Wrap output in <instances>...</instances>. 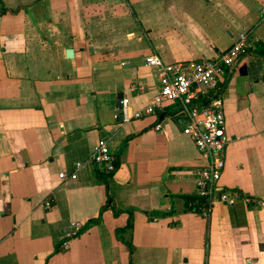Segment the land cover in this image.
Returning <instances> with one entry per match:
<instances>
[{
    "label": "crops",
    "instance_id": "1",
    "mask_svg": "<svg viewBox=\"0 0 264 264\" xmlns=\"http://www.w3.org/2000/svg\"><path fill=\"white\" fill-rule=\"evenodd\" d=\"M262 5L0 0V264H129L130 244L133 264H264V210L208 208L196 194L205 160L178 104L129 121L121 113L123 98L142 110L159 91L146 56L211 59L249 31L222 81L228 143L218 187L264 197ZM100 140L117 157L113 174L90 161ZM130 214L132 229L118 234ZM70 221L83 229L61 250Z\"/></svg>",
    "mask_w": 264,
    "mask_h": 264
},
{
    "label": "built area",
    "instance_id": "2",
    "mask_svg": "<svg viewBox=\"0 0 264 264\" xmlns=\"http://www.w3.org/2000/svg\"><path fill=\"white\" fill-rule=\"evenodd\" d=\"M260 14L264 23V5L261 6ZM249 45V31H241L224 52L211 59L164 62L159 55L150 54L145 57V62L158 69L159 91L142 110L129 111L128 98L122 99L121 113L124 121L152 114L162 109L167 102L178 104L185 117L182 131L190 137L205 160V165L196 171L194 181L196 194L207 201L208 208L215 203L233 206L240 202L245 206L264 210V197L218 187L225 167L224 151L228 143L222 100L223 76L225 70L231 68L247 52ZM130 89H135V85L132 84ZM155 127L159 129L160 125ZM89 158L99 172L113 174L118 167L117 157L110 151L105 140H100L93 146ZM81 164L77 162L76 167ZM59 177L75 178L76 172L68 175L61 171ZM49 204L50 201H47L46 205ZM82 229V222L70 221L58 248L67 249L70 241Z\"/></svg>",
    "mask_w": 264,
    "mask_h": 264
},
{
    "label": "trees",
    "instance_id": "3",
    "mask_svg": "<svg viewBox=\"0 0 264 264\" xmlns=\"http://www.w3.org/2000/svg\"><path fill=\"white\" fill-rule=\"evenodd\" d=\"M3 11H4V9H3V7H1V12H3ZM132 226H133V215L130 214L129 217H128V220H127L126 225L124 227H122V228H119L117 230V232H118V234H120V233H126V232H128V231H130L132 229ZM129 247H130L129 264H133V261H132V250H133V248H132L131 244L129 245Z\"/></svg>",
    "mask_w": 264,
    "mask_h": 264
},
{
    "label": "water",
    "instance_id": "4",
    "mask_svg": "<svg viewBox=\"0 0 264 264\" xmlns=\"http://www.w3.org/2000/svg\"><path fill=\"white\" fill-rule=\"evenodd\" d=\"M70 54V53H72V49H69V50H67V54Z\"/></svg>",
    "mask_w": 264,
    "mask_h": 264
}]
</instances>
